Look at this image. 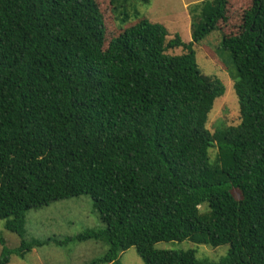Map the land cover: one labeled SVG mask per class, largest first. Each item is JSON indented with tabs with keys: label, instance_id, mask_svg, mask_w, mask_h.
I'll return each instance as SVG.
<instances>
[{
	"label": "trees",
	"instance_id": "obj_1",
	"mask_svg": "<svg viewBox=\"0 0 264 264\" xmlns=\"http://www.w3.org/2000/svg\"><path fill=\"white\" fill-rule=\"evenodd\" d=\"M251 1L220 43L241 122L211 133L222 87L194 45L229 0L191 10L189 44L148 19L108 41L98 0H0V221L22 240L1 239L0 264L45 245L25 240L26 212L84 195L106 225L77 237L108 245L92 264L132 248L145 264H264V0ZM184 241L229 251L210 263L156 249Z\"/></svg>",
	"mask_w": 264,
	"mask_h": 264
},
{
	"label": "rangeland",
	"instance_id": "obj_2",
	"mask_svg": "<svg viewBox=\"0 0 264 264\" xmlns=\"http://www.w3.org/2000/svg\"><path fill=\"white\" fill-rule=\"evenodd\" d=\"M206 0H98L104 14L107 28V40L117 37L127 24L148 19L151 23L163 25L168 29V40L179 35L189 44L193 41V18L191 10ZM252 5L251 0H229L227 21L220 22L219 31L209 34L195 43L197 64L208 79H216L221 86L214 108L209 116L207 128L211 133L217 129L237 126L241 122L238 98L234 83L236 69L230 55L220 48L225 35L237 34L242 26L244 12ZM114 9L116 11H114ZM119 12L122 15L119 16ZM128 20L123 23L125 14ZM182 49L170 50L171 55H182ZM217 149L210 150L211 161L214 162ZM237 194V193H236ZM204 208H202L203 210ZM106 225L100 220L94 209L90 196L65 199L51 203L49 206L26 212L25 240L45 245L28 252L25 259L12 256L9 264H92L101 259L108 251L103 241H79L77 237L87 231H102ZM6 241L10 249H18L21 238L5 229V221H0V255L1 239ZM159 251H193L198 260L210 263L219 262L227 256L229 246L213 248L208 245H197L190 241L162 242L156 245ZM122 264H145L134 248L121 256Z\"/></svg>",
	"mask_w": 264,
	"mask_h": 264
}]
</instances>
